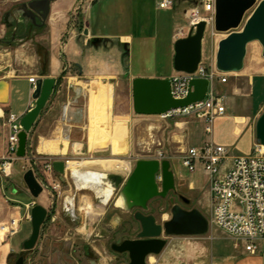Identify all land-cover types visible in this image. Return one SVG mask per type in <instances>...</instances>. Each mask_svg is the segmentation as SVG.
Returning <instances> with one entry per match:
<instances>
[{
  "label": "crops",
  "instance_id": "0c3cea01",
  "mask_svg": "<svg viewBox=\"0 0 264 264\" xmlns=\"http://www.w3.org/2000/svg\"><path fill=\"white\" fill-rule=\"evenodd\" d=\"M197 3L198 0H173L170 9L160 10L157 0H53L50 14L43 25L27 26L20 18L16 24L11 19V38L9 41L0 38V44L7 45L4 48L0 45V49L9 55L16 41L25 42L14 52L15 64L0 67V81L7 83V89L0 90V159L7 149L9 115H14L20 121L34 107L28 81L32 77L37 81L57 80L49 101L28 134L33 153L52 163L64 162L66 173V169L70 172L67 164L77 162L72 158L74 151H98L92 150L89 142L92 86L111 88L126 83L132 90V82L137 78L170 79L176 73L173 69L174 43L186 36L185 13ZM180 31L183 32L181 35ZM160 44L162 51L159 56ZM209 70L216 71L215 68ZM237 74L250 80L252 102L254 80L256 77L264 79V74L254 75L250 72L246 67V58L242 71ZM214 90L217 93L226 91L225 84L216 79L209 85L208 93H214ZM110 97L102 107H108ZM238 102L233 92V97H229L226 103L224 116L213 122L210 134L205 133L203 125L206 139L197 146L190 145L192 128L188 126L186 147L182 151L201 148L208 143L223 146L228 151L223 170L229 169L236 157L251 154L256 141L254 120L237 110ZM100 112L104 114L100 116L103 119H112L109 109H100ZM119 123L120 120L112 121L111 127L117 128ZM199 127V123L193 126V133ZM243 134L250 149L240 152L237 145ZM54 173L59 180H63ZM189 176V189L202 192L197 208L210 218L208 178L201 166ZM7 200L14 204H8ZM118 203L120 209L125 210L122 197ZM17 216H22L21 206L16 199L5 195L0 184V224ZM207 233L196 241L194 247L200 255H208V264H264V239L257 240L254 250L247 252L243 244L235 246L233 238L210 224ZM13 238L0 244V264H9L15 248L25 242L20 237L14 244Z\"/></svg>",
  "mask_w": 264,
  "mask_h": 264
},
{
  "label": "rangeland",
  "instance_id": "374dc122",
  "mask_svg": "<svg viewBox=\"0 0 264 264\" xmlns=\"http://www.w3.org/2000/svg\"><path fill=\"white\" fill-rule=\"evenodd\" d=\"M31 1L33 0H0V38L3 41H9L13 32L12 27L9 28L4 22L6 13L15 6ZM248 15L249 13L246 14L245 18ZM9 21L11 22V19ZM225 36L226 34L216 33L210 26L205 31L202 46V65L206 69L215 68L217 45ZM24 42L25 40L16 41L11 48L12 54L9 55L4 54L0 49V67L7 64H11L10 67H12V63L15 64L16 56L14 52ZM0 45L1 48L7 47L5 44ZM161 46L160 44L158 48L159 56L162 51ZM261 52L259 43L249 44L248 54L245 57L246 67L254 75L264 74V58ZM227 76L226 83H222L225 84L226 91L217 93V90H214V93L224 98L226 106L228 98L233 97V92H235L239 101L237 110L254 120L255 132V123L264 112V79L255 78L251 102L250 80L237 73ZM110 95V104L108 107H102V104L105 100H108ZM229 104L232 108V101ZM100 109L103 111L109 109L112 119L100 117L104 115L103 112H100ZM116 120H120L118 127H111L112 121ZM179 123H182V125H178ZM197 123L200 124V127L196 133H193V126ZM91 126L90 146L92 150L98 151H74L72 158H74L73 161L77 162L70 163L78 164V170L67 167L70 172H67L66 169L62 181L58 179L54 171H46V166L51 164L52 161L36 156L32 151V146L28 143L25 157L22 159L17 158L13 164L10 177L0 182L5 195L16 199L21 206L22 216L26 212L23 205L29 203H34L35 206L39 205L47 211L35 247L32 250L24 251L23 245L20 243L12 253L9 264H15L19 257L24 259V264L128 263L127 255L113 252L111 246L136 238L140 226L134 220L133 215L137 210L126 211L120 209L118 202L121 196H119V192L112 196L113 190L107 188V186H102L101 181L102 199H98L94 191L79 187L75 178L88 183L92 181L93 172L103 175H118L126 179L138 160L168 161L170 170L174 174L175 190L169 192L164 199L156 198L152 200L144 214L152 215L158 224H163L171 215L173 205L170 202L171 199H173L174 204L176 203L184 210H198V202L202 197V192L189 189V174L192 173L187 172L178 159L183 153V148L186 147L188 126L192 128L189 137L190 145L197 146L202 140L206 139L201 122L190 118L162 119L159 116L135 115L132 110V90L125 83L124 86H111V88L110 86H92ZM237 147V151L240 152L250 149L244 134L241 136ZM105 161L124 162L127 163V168L120 170L110 168L107 170L98 164ZM29 170L33 171L36 179L44 189L43 194L37 199L30 196L23 182V175ZM72 171L73 174H71ZM179 196L187 199L189 204L181 203ZM68 200L71 201V204L68 203ZM7 202L8 204H14L9 200ZM87 206H90L88 209L90 214H87L85 210ZM198 211L202 214L200 210ZM202 215L207 220L209 219L207 215ZM30 235V222H23L19 232L15 235L17 237H12L14 244L18 242L20 237L24 241L28 240ZM200 238L202 237H163L166 241L163 251L157 256H150L147 262L148 264H208V255L205 257L200 255L194 247L196 241Z\"/></svg>",
  "mask_w": 264,
  "mask_h": 264
},
{
  "label": "water",
  "instance_id": "95a60500",
  "mask_svg": "<svg viewBox=\"0 0 264 264\" xmlns=\"http://www.w3.org/2000/svg\"><path fill=\"white\" fill-rule=\"evenodd\" d=\"M52 1L33 0L15 6L6 13L4 22L11 27L9 19H13L17 24L20 18L25 23L29 21L34 26L43 25L50 14ZM247 13L249 15L245 18ZM213 28L216 33L226 34L217 45L215 54L217 72L221 74L241 72L247 46L254 42L261 46V54L264 58V0H216ZM205 30L206 24L199 22L189 29L184 38L174 43L173 69L176 73L193 74L196 72L201 63ZM56 85L57 80L55 79L37 81L32 94L34 107L19 121L21 131L18 134L17 158L25 157L28 134L31 133ZM6 89L7 83L0 81V90L5 91ZM208 89L207 80H191L188 84L187 97L183 100H174L171 96L169 79L137 78L132 82V110L138 116H163L170 111L203 101ZM254 135L256 144L264 148V112L255 123ZM52 168L62 179L65 174V163L54 161ZM104 176L114 187L113 194L119 192V196L124 200L125 210H137L133 215L134 220L140 226L136 238L111 246L113 252L127 255V264H147L150 256H157L163 251L166 245L163 237L202 236L207 233L208 220L198 210H184L173 204L172 200H170L173 204L170 218L163 224H158L152 215L144 214L152 200L164 199L169 192L175 190L174 174L170 170L168 161L138 160L126 179L112 174ZM23 182L33 199H37L42 194L44 189L33 171L29 170L23 175ZM101 184L106 187L105 180L101 179ZM182 200L185 205L189 204L187 199L182 198ZM46 216L47 211L43 207L34 205L31 208V235L23 243L24 251L35 247ZM15 264H24V259L19 257ZM90 264L97 263L90 262Z\"/></svg>",
  "mask_w": 264,
  "mask_h": 264
},
{
  "label": "built area",
  "instance_id": "2783aa9c",
  "mask_svg": "<svg viewBox=\"0 0 264 264\" xmlns=\"http://www.w3.org/2000/svg\"><path fill=\"white\" fill-rule=\"evenodd\" d=\"M215 1L198 0L194 7L186 11L187 31L199 22L206 24V30L209 26L214 30ZM172 4L173 0H157L160 10H168ZM182 33L180 31L179 35ZM196 79H205L209 85L216 79L226 83L227 75L206 69L201 64L193 74L175 73L169 79L172 98L185 99L189 82ZM28 81L33 93L37 79L32 77ZM224 114V98L210 92L203 101L170 111L163 115V119H194L204 125L206 134H210L213 122ZM8 124L7 149L0 159V182L10 177L17 160L18 134L21 131L19 120L9 115ZM227 156L225 147L208 143L201 148L187 149L180 156V161L189 173H194L201 166L208 178L211 194L209 224L233 238L235 246L243 244L247 252H252L254 243L264 239V148L255 144L251 154L236 157L229 169L223 170ZM46 171H53L52 163L46 166ZM32 207L33 203L26 205L24 216L0 224V244L14 237L23 222H30Z\"/></svg>",
  "mask_w": 264,
  "mask_h": 264
},
{
  "label": "bare ground",
  "instance_id": "6f19581e",
  "mask_svg": "<svg viewBox=\"0 0 264 264\" xmlns=\"http://www.w3.org/2000/svg\"><path fill=\"white\" fill-rule=\"evenodd\" d=\"M225 38V37H224ZM223 38V39H224ZM219 73V72H218ZM160 118L163 119V116H159ZM99 166H101L102 168L104 169H107L109 170L110 168L114 169V168H117V169H123V168H127V163H124V162H114V161H105L104 163H98ZM79 165L78 164H75V163H68L67 167H72L74 168V170H78L77 167ZM73 174V171L72 173ZM92 181L88 182V183H85L83 182L82 179H78V178H75V181L78 182V186L81 187V188H89L90 190L94 191V193L98 196V198L102 199L103 195H102V190H101V187H100V181L101 179L102 180H105V184L107 186V188L111 189L114 191V187L112 186V184L106 180V176H104L103 174H99V173H92ZM113 191H112V194H113ZM68 203L71 204V201L68 200ZM89 207L90 206H87L85 208V210L87 211V214H90L89 212ZM85 215V214H84Z\"/></svg>",
  "mask_w": 264,
  "mask_h": 264
},
{
  "label": "flooded vegetation",
  "instance_id": "af4514ba",
  "mask_svg": "<svg viewBox=\"0 0 264 264\" xmlns=\"http://www.w3.org/2000/svg\"><path fill=\"white\" fill-rule=\"evenodd\" d=\"M26 23H27V26L30 24L29 23V21H26ZM38 24H39V21L37 22ZM12 26V25H11ZM10 28V27H9ZM182 198H184L183 196H179V200L181 201V203H183L184 204V202H183V200H182ZM185 199V198H184ZM172 201H173V199H171ZM173 204H174V201H173ZM176 204V203H175ZM177 205V204H176ZM34 206V205H33ZM179 206V205H178Z\"/></svg>",
  "mask_w": 264,
  "mask_h": 264
}]
</instances>
